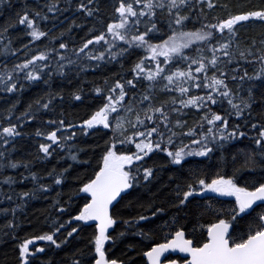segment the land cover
<instances>
[{"label": "snow or ice", "instance_id": "snow-or-ice-1", "mask_svg": "<svg viewBox=\"0 0 264 264\" xmlns=\"http://www.w3.org/2000/svg\"><path fill=\"white\" fill-rule=\"evenodd\" d=\"M4 3L0 0V5ZM105 4L111 6V16L103 30L93 25L87 32L95 34L82 38L79 46L71 42L70 47L63 37L71 34L73 28L84 29L89 18L103 22ZM205 7L228 9L229 5L219 0H45L42 7L24 3L14 13V22L10 19L0 24V56L6 58L0 62V89L15 95L33 85L48 86L28 103L16 122H12V116L19 100L9 106L7 118L0 120V166L23 167L28 173L6 175L2 183L12 186L28 180L33 184L31 189L19 193L11 187L12 194L4 192L5 200L12 201L15 196L18 201L15 207L4 211L14 215L38 193L46 195L70 177L75 182L68 200L61 203L56 199L53 205L60 215L68 213V219L60 223L57 217L51 231L19 243L18 264H30L45 252L34 241H48L60 249L81 237V230L89 227L93 231L87 243L66 253L61 264H137L134 258L110 255V248L127 234L117 225L139 227L140 222L164 214L165 208L154 202L161 192L175 211L159 225L165 230L164 242L149 245L143 252L148 264H264V36L242 46L239 35L245 22L264 24V0L248 7L233 5L234 11L215 16L212 21L204 15ZM66 12L81 15L84 21L78 25L73 19L59 35L51 36V46L30 56L26 53L19 62H7L9 57L28 49V44L13 47L10 37L4 43L5 34L22 25L31 37L28 43L33 44L48 37L51 31L43 30L38 21L50 20L55 29ZM69 51L71 55L67 54ZM133 53L136 59L126 75L118 73L112 83L105 77L104 87L91 88L95 94L94 110L79 125L68 121L61 111L56 119L43 121L50 131L36 129L35 135L44 136L49 142L39 144L35 159L10 158L17 150V138L26 135L21 130L23 125L54 113L57 105L66 102L63 87L51 86L54 77L71 84L75 76L70 74L114 62L123 68L125 59ZM251 64L259 67L249 73L245 65ZM233 84L235 87L230 86ZM68 97L84 103L87 93L82 86H74ZM254 106L261 110L255 121L251 119ZM193 110L199 119L189 125L183 117ZM230 119L234 121L231 126ZM77 128L83 135L90 130H111L95 166L80 159L83 148L68 144L76 138V131L69 130ZM245 129L254 130L255 135L249 136ZM243 139H250L252 147L239 151V167L225 171L229 159L233 165L236 163V153H228V145ZM53 145L67 148L71 161L87 163L92 167L91 173L86 178L78 174L73 177V164L69 163L45 172L51 177V184L41 182L43 177L33 168L35 163L53 156ZM159 153H166L167 163L173 166L166 181L158 175L164 171L163 166L148 164ZM217 156L218 171L211 176L199 164L191 166L189 160H211ZM129 196L147 214L125 219L120 206ZM128 206H132L131 200ZM8 226L16 227L13 222ZM62 230L64 235L60 238ZM138 234L152 238L151 229L140 227ZM173 253L186 255L177 260L170 258ZM47 264H52V260Z\"/></svg>", "mask_w": 264, "mask_h": 264}, {"label": "trees", "instance_id": "trees-1", "mask_svg": "<svg viewBox=\"0 0 264 264\" xmlns=\"http://www.w3.org/2000/svg\"><path fill=\"white\" fill-rule=\"evenodd\" d=\"M215 2V0H214ZM262 0H219V3H227L229 5L228 9L216 8L213 10H209L205 7L204 15L207 16L208 20L212 21L213 17L221 16L227 14L228 11H234L235 9L232 7L233 5H243L245 7L260 4ZM28 3L31 7H36L40 5L41 7L45 3V0H5L3 5H0V24H5L10 19L14 22V13L19 10V8L24 4ZM9 4L11 5L9 7ZM46 11V9H45ZM102 14L104 16L103 22H99L95 19L89 18L85 24L84 29L73 28L71 34H66L63 39L65 41L75 42L77 46H79L83 40L82 38H90L91 34L88 33L87 29L95 25L97 30H103L104 25L108 22V19L111 16V6L109 4H105L102 8ZM49 16H53V13H48ZM75 19L76 23L79 25L82 21H84V17L81 15H73L71 12H66L65 16L60 18V22H57V27L55 29L52 28V21H38L40 27L43 30H51L49 32L48 37H43L40 40L36 41L33 44H29L30 36L26 34L25 27L20 25L15 29H11L9 33L5 34L4 43L7 42V39L10 37L13 40V47H21L24 44H28V49L22 50L19 53H16L15 57H9L7 62L11 64L12 62H19L20 60L25 58V54L27 53L30 56L33 52L38 50H43L45 47L51 46V36L53 34L59 35L60 30L66 27L70 22ZM214 22V21H213ZM239 35L241 39L242 46L249 43L251 40L255 39L259 41L262 36H264V24L257 22H245L244 26L239 29ZM56 44L59 41L54 42ZM91 47V46H90ZM3 48V43H0V50ZM71 55L69 51L67 53ZM4 56H0V62L5 61ZM75 59V57H73ZM136 59V53H133L132 56L125 59L123 68L120 67L118 63H112L107 66H101L98 68H88L84 72H76L70 75L75 76L72 80L71 84H68L66 80L60 77H54L52 81V88H60L63 87L65 92V100L66 102L62 105H57L56 111L49 112L47 115L40 117L37 121H29L26 122L22 131L26 133L23 138H17V150L11 153L10 158L19 159H35L37 154H39V144L49 142L44 136H36L35 131L37 128H40L41 131H50L51 129L43 123V121L51 118L56 119L60 112L63 111L66 115L68 121H71L74 124L79 125L80 121L86 119L88 115L94 110V102L93 97L95 94L91 92V88L93 86H101L104 87V78L106 77L109 83H112L116 78L117 74L126 75L128 73L129 68L131 67V63ZM54 63V62H53ZM248 68L249 73H252L254 69L258 68V64L245 65ZM231 74V73H230ZM74 86H82L87 93V98L84 103L74 102L68 97V93L72 91ZM235 87V85H230ZM48 86L44 84L33 85L31 88L27 89L22 94H6L2 89H0V120H5L7 118V109L13 103H16L19 100V103H16V109L14 115L12 116V122H16V118L20 116L28 103L32 101L34 97L37 95L43 94L46 91ZM95 103H99V101H95ZM227 108V105H225ZM259 108H255L252 114L251 119L257 120L260 118L258 115L260 113ZM184 119L188 120L189 125H192L199 119V114L193 110L188 113ZM233 119L229 120V125L231 126L233 123ZM236 123H240V121H235ZM243 127V124H242ZM248 131L249 136L255 135L254 130L245 129ZM70 131H76V138L72 141H68V144L75 147L83 148L84 151L80 152V159L84 161L90 162L93 166H95L96 160L101 154V150L104 146L105 139L107 136L111 134L110 129H104L103 131L93 133L91 130L87 135H83L80 130L73 129ZM65 135L68 132L64 133ZM60 135V133H58ZM185 143H187V138H183ZM6 147H10L6 146ZM134 151V145L130 146ZM252 147L250 139H243L240 142H232L228 145V153H236V163L232 164L231 159H229V163L225 171L231 172L234 167H239L242 162V157L239 154L241 149L247 151ZM53 156L50 157L46 161L35 163L33 171H39L41 177L43 179L41 182L51 184V177L45 175V172L51 170L53 167L56 169H60L62 167H66L67 164H73V168L71 170L72 176L74 177L78 174L81 178H86L92 171V167H89L87 163L79 164L78 162L71 161L68 156V149H60L53 145ZM227 154V153H226ZM7 155V154H6ZM147 159V158H146ZM166 153H159L155 155L153 159L148 160V164H156L158 166H163L164 171L158 172L160 180H167V176L169 170L173 168V166L167 163ZM189 160L192 162L193 167L199 164V167L208 172V174L214 175L218 168L216 167L219 157H214L211 160H205L202 157H190ZM202 162V163H200ZM2 161H0V165H2ZM23 172L24 175H28L27 172L21 167L20 169H11V168H3L0 166V264H18V245L24 239L29 238L34 235H42L44 232H48L52 230L53 221L59 217V222L64 223L68 219V213H64L60 215L54 207V201L56 199H60L61 203H64L68 200L69 195H71L72 190L75 187V182L73 178H69V180L63 186H53L52 190L47 192L46 195L37 194V196L31 200H29L25 207L18 208L13 215L11 211L5 212L4 209H11L15 207L18 202L16 197L14 196L12 201H7L4 199V192H9V188L15 190L16 193L19 191L31 189L33 184L28 180L23 181L22 183H18L12 186L7 184H3V177L6 175H11L13 177H18V173ZM247 175V173H244ZM159 181L157 182V184ZM157 184H154L153 190L156 189ZM57 193L61 195L58 197ZM9 194H12L9 192ZM135 196V193H133ZM133 196H129L125 198V201L121 203L120 211L121 215L128 219L132 216H136L138 213H144V209L136 203L133 199ZM132 201V206H128V201ZM155 204L165 208V213L160 214L157 217H153L149 222H140L139 227L137 226H128L118 224L117 227L126 231V236L117 242L115 247L110 248V255L115 257H120L123 259H135L137 264H146L145 258L143 256V252L147 251L149 245H152L156 242H164V233L165 230H162L159 225L169 219V217L174 213V209L170 208L167 203V199L164 197V193L161 192L159 197L155 198ZM79 203V201H76ZM191 207V206H190ZM71 211L75 212V205L71 209ZM9 222L15 223L16 227L10 228ZM65 227H69L67 224ZM143 227L146 230H152V238L145 239L144 237L138 234L139 228ZM93 229L92 228H83L81 230V237H78L75 241H72L68 246L62 247L60 249H56L54 245H51L48 241H34V245L36 247H44L45 252L38 254V258L32 260L30 264H47L49 259L52 260V264H61L63 259H66L65 254L69 253L75 249L77 246H82L87 243V238L91 235ZM7 234V235H6ZM64 232L62 230L61 233L58 234L60 238H63ZM129 245H133L131 249L128 247ZM33 245H30L32 248Z\"/></svg>", "mask_w": 264, "mask_h": 264}, {"label": "water", "instance_id": "water-1", "mask_svg": "<svg viewBox=\"0 0 264 264\" xmlns=\"http://www.w3.org/2000/svg\"><path fill=\"white\" fill-rule=\"evenodd\" d=\"M167 255V254H166ZM186 254H184V253H173L172 255H171V257H174V259H177V260H179V259H181L182 257H184ZM144 258H145V261H146V264H148V261H147V258L144 256Z\"/></svg>", "mask_w": 264, "mask_h": 264}]
</instances>
